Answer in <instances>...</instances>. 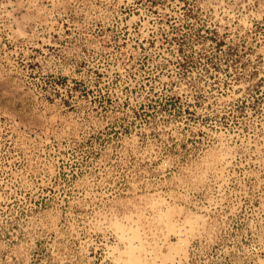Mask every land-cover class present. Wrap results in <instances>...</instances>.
Listing matches in <instances>:
<instances>
[{"label": "rangeland", "instance_id": "374dc122", "mask_svg": "<svg viewBox=\"0 0 264 264\" xmlns=\"http://www.w3.org/2000/svg\"><path fill=\"white\" fill-rule=\"evenodd\" d=\"M0 264H264V0H0Z\"/></svg>", "mask_w": 264, "mask_h": 264}]
</instances>
